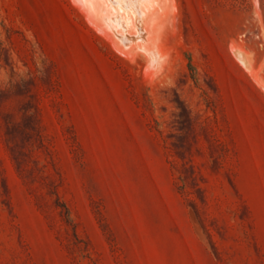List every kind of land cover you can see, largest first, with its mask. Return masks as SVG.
Instances as JSON below:
<instances>
[{
    "label": "rangeland",
    "instance_id": "374dc122",
    "mask_svg": "<svg viewBox=\"0 0 264 264\" xmlns=\"http://www.w3.org/2000/svg\"><path fill=\"white\" fill-rule=\"evenodd\" d=\"M72 1L0 0V264H264V0H175L159 69Z\"/></svg>",
    "mask_w": 264,
    "mask_h": 264
},
{
    "label": "bare ground",
    "instance_id": "6f19581e",
    "mask_svg": "<svg viewBox=\"0 0 264 264\" xmlns=\"http://www.w3.org/2000/svg\"><path fill=\"white\" fill-rule=\"evenodd\" d=\"M74 1L84 11L86 20L112 44L114 50L128 56H142L153 67L159 65L163 47L167 50L165 40H169L167 37L173 32L177 20L175 0Z\"/></svg>",
    "mask_w": 264,
    "mask_h": 264
}]
</instances>
